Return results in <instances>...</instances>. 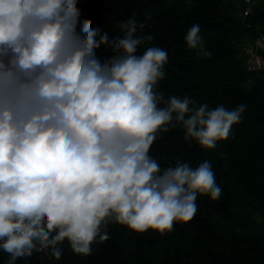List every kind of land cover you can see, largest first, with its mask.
<instances>
[{
  "label": "clouds",
  "instance_id": "clouds-1",
  "mask_svg": "<svg viewBox=\"0 0 264 264\" xmlns=\"http://www.w3.org/2000/svg\"><path fill=\"white\" fill-rule=\"evenodd\" d=\"M73 0H0V250L8 264L59 260L107 241L110 222L137 233L171 230L221 188L209 160L162 168L150 155L159 134L179 128L204 150L226 140L247 105H197L158 90L168 52L139 46L151 34L135 14L121 34L79 24ZM149 15V13H145ZM204 48L199 23L185 34ZM102 46L113 55L101 60Z\"/></svg>",
  "mask_w": 264,
  "mask_h": 264
},
{
  "label": "trees",
  "instance_id": "trees-1",
  "mask_svg": "<svg viewBox=\"0 0 264 264\" xmlns=\"http://www.w3.org/2000/svg\"><path fill=\"white\" fill-rule=\"evenodd\" d=\"M73 2L79 24L100 27L110 37L121 34L120 22L133 14L146 23L138 31L153 38L139 46L138 53L149 46L167 50L166 75L158 85L165 97L187 94L197 105L231 109L245 103L247 108L214 149L185 142L179 128L160 133L150 148L162 168L175 166L177 160L193 166L211 161L221 195L216 201L198 196L191 221L174 222L165 233H137L110 222L105 229L110 238L94 242L91 254L75 253L65 240L58 261L33 256L24 264H264V75L246 70L241 48L258 34L264 36V0H258L246 18L239 16L243 0ZM195 23L209 57L187 48L185 34ZM96 54L101 60L113 55L105 46ZM8 260L0 250V264Z\"/></svg>",
  "mask_w": 264,
  "mask_h": 264
},
{
  "label": "built area",
  "instance_id": "built-area-1",
  "mask_svg": "<svg viewBox=\"0 0 264 264\" xmlns=\"http://www.w3.org/2000/svg\"><path fill=\"white\" fill-rule=\"evenodd\" d=\"M245 9L239 14L246 18L252 12L258 0H243ZM242 56L246 70L251 73L264 75V36L258 34L254 39L242 44Z\"/></svg>",
  "mask_w": 264,
  "mask_h": 264
},
{
  "label": "crops",
  "instance_id": "crops-1",
  "mask_svg": "<svg viewBox=\"0 0 264 264\" xmlns=\"http://www.w3.org/2000/svg\"><path fill=\"white\" fill-rule=\"evenodd\" d=\"M238 4L241 3V0H237Z\"/></svg>",
  "mask_w": 264,
  "mask_h": 264
}]
</instances>
